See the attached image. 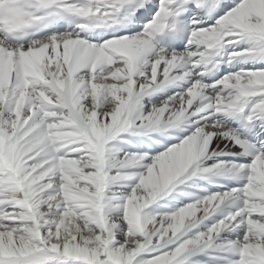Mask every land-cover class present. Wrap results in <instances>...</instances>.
<instances>
[{"label": "snow or ice", "instance_id": "snow-or-ice-1", "mask_svg": "<svg viewBox=\"0 0 264 264\" xmlns=\"http://www.w3.org/2000/svg\"><path fill=\"white\" fill-rule=\"evenodd\" d=\"M0 264H264V0H0Z\"/></svg>", "mask_w": 264, "mask_h": 264}]
</instances>
